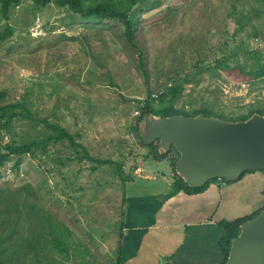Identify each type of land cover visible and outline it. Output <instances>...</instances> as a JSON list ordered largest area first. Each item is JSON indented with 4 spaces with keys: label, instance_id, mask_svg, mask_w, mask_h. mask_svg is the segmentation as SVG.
Instances as JSON below:
<instances>
[{
    "label": "rangeland",
    "instance_id": "rangeland-1",
    "mask_svg": "<svg viewBox=\"0 0 264 264\" xmlns=\"http://www.w3.org/2000/svg\"><path fill=\"white\" fill-rule=\"evenodd\" d=\"M149 1L151 6L134 9L135 46L125 39L119 21L97 23L31 0L12 8L6 21L0 7V32L12 29L0 42V93L5 103H22L32 115L1 133L0 149L41 139L46 122L65 128L90 157L110 162L78 160L81 148L65 140L33 155L12 156L0 169V191L39 193L53 218L68 227L62 250L46 248L60 264H116L125 197L167 191L165 181L173 179L170 159L155 160L152 148L141 142L134 117L139 101L167 91L172 80L199 66L203 72L183 85L176 110L192 113L203 106L228 121L264 111V76L240 72L258 73L264 67V14L251 22L241 19L240 14L254 15L248 0ZM254 26L262 31L258 37ZM219 60H227L230 68L216 66ZM150 104L166 108L168 97ZM138 167L144 169L141 176L135 174ZM261 187L252 194L236 190L229 214L216 219L231 222L261 209Z\"/></svg>",
    "mask_w": 264,
    "mask_h": 264
},
{
    "label": "trees",
    "instance_id": "trees-1",
    "mask_svg": "<svg viewBox=\"0 0 264 264\" xmlns=\"http://www.w3.org/2000/svg\"><path fill=\"white\" fill-rule=\"evenodd\" d=\"M22 0H0L1 13L3 18L8 21L9 14L12 8L18 7ZM35 5L46 6L49 4H55L60 8H68L72 13L79 15L81 18L93 22H105L108 20L119 21L124 26V37L131 45L135 46V34L138 30V12L136 9L141 10L144 6H151L152 3L149 0H31ZM245 0H235L234 4L244 2ZM253 5V16L247 18L240 14L241 19H247L249 22L253 19H258L264 14V0H248ZM236 6H233L235 8ZM135 9V10H134ZM262 34L260 28L253 27V35L258 37ZM12 35V29L7 26L3 32H0V42L9 38ZM258 54V50L254 52ZM141 55V54H140ZM216 66H228L227 60H219ZM239 67V64L237 68ZM203 69L201 67L195 68L192 73L184 76H179L176 80H172V85L167 91H163L157 99L162 101L168 97L169 106L166 108H152L150 102L154 101L148 98L146 100V107L140 108L139 104L137 108L141 110L140 116L137 120L140 122L143 119L145 111L156 116H172L174 114H182L185 116H197L203 114L207 117L215 116L221 118V115L213 114L209 109L201 107L192 113L185 111L176 110L174 107L175 101L183 92V85L188 83L190 76L201 74ZM244 76L250 78H260L264 76V67L261 68L260 72L252 73L246 72V70L240 71ZM5 94L0 93V136L2 132L9 133L13 122L17 119H32V115L27 111L24 104L5 103ZM155 99V100H157ZM207 113L211 114L208 115ZM254 113L264 115V111L253 112L247 116L239 118L238 120H246L251 117ZM45 134H41V139L22 140L21 142H11L3 145L4 151L0 149V169L12 156H25L33 155L36 150H46L49 143H59L62 141H68L69 145L74 148H81L82 155H78V160H92L97 161L98 164H108L107 160H99L90 157L83 145L77 143L73 135L68 132L65 128L48 124L44 122ZM139 134V123L135 126ZM140 137V135H139ZM1 138V137H0ZM141 142L143 143L142 139ZM144 146H146L143 143ZM152 148L151 155L157 161L170 159L173 171H174V182L171 191L164 196L168 198L176 195L180 191L187 194H197L206 190L210 184L216 180L209 181L205 186L200 188L189 187L184 180L179 177L175 171V163L179 157L178 152L172 148L168 152L160 153L157 148L156 142L149 145ZM1 148V145H0ZM174 150L175 152H172ZM177 156H171L172 153ZM149 156V154H148ZM175 157V158H174ZM177 157V158H176ZM174 158V159H173ZM173 159V160H172ZM18 163L16 164V167ZM121 166H119V172ZM263 171L264 170H256ZM256 171H247L243 173L239 180H241L247 173ZM1 176V170H0ZM237 180V181H239ZM225 181V180H224ZM228 182V181H225ZM233 183V182H228ZM124 202V201H123ZM255 211L250 216L245 218H238L231 222L221 221L219 223L227 232L228 235L221 240V246L225 255L223 264H226L231 241L237 237L240 233V224L246 220L255 218L262 210ZM123 224V222H122ZM122 227V226H121ZM69 232L66 224L57 221L53 218L51 213L42 204L40 194L29 189L26 192L20 189L18 192H10L7 190L0 191V264H60L57 260L48 256L46 248H62L66 243L67 234ZM122 235L120 233V239ZM62 250V249H61ZM120 247L117 249L116 264H120ZM49 261V262H48ZM51 262V263H50Z\"/></svg>",
    "mask_w": 264,
    "mask_h": 264
},
{
    "label": "crops",
    "instance_id": "crops-1",
    "mask_svg": "<svg viewBox=\"0 0 264 264\" xmlns=\"http://www.w3.org/2000/svg\"><path fill=\"white\" fill-rule=\"evenodd\" d=\"M169 162L173 179L165 181L167 191H142L125 197L120 264H223L225 255L220 242L228 232L216 218L229 214L226 208L233 206L230 203L236 190L262 192L264 175L247 174L231 184L213 182L201 193L180 191L166 200L164 196L171 191L175 178ZM143 172L135 174L141 176ZM144 177L157 181L155 176Z\"/></svg>",
    "mask_w": 264,
    "mask_h": 264
},
{
    "label": "water",
    "instance_id": "water-1",
    "mask_svg": "<svg viewBox=\"0 0 264 264\" xmlns=\"http://www.w3.org/2000/svg\"><path fill=\"white\" fill-rule=\"evenodd\" d=\"M139 135L158 151L174 148L175 171L191 188L212 180L235 182L247 171L264 170V115L228 121L203 114L156 116L145 111ZM231 241L226 264H264V209L239 226Z\"/></svg>",
    "mask_w": 264,
    "mask_h": 264
},
{
    "label": "built area",
    "instance_id": "built-area-1",
    "mask_svg": "<svg viewBox=\"0 0 264 264\" xmlns=\"http://www.w3.org/2000/svg\"><path fill=\"white\" fill-rule=\"evenodd\" d=\"M162 92H157V93H153V94H151V100H155V99H157L158 98V96L161 94ZM148 100V99H147ZM138 104H139V107L140 108H145L146 107V100H142V101H139L138 102ZM137 104V105H138ZM140 113H141V110L139 109V108H137V106H136V110H135V112H134V117H139L140 116ZM141 171H142V168L141 167H138L137 168V170L135 171V173H137V174H140L141 173Z\"/></svg>",
    "mask_w": 264,
    "mask_h": 264
}]
</instances>
